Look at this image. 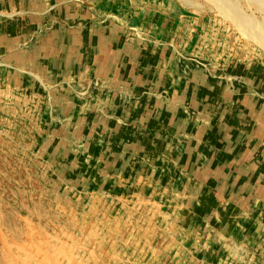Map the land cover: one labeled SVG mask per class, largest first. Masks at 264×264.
Instances as JSON below:
<instances>
[{
  "label": "rangeland",
  "instance_id": "rangeland-1",
  "mask_svg": "<svg viewBox=\"0 0 264 264\" xmlns=\"http://www.w3.org/2000/svg\"><path fill=\"white\" fill-rule=\"evenodd\" d=\"M30 1L0 264H264V0Z\"/></svg>",
  "mask_w": 264,
  "mask_h": 264
},
{
  "label": "crops",
  "instance_id": "crops-1",
  "mask_svg": "<svg viewBox=\"0 0 264 264\" xmlns=\"http://www.w3.org/2000/svg\"><path fill=\"white\" fill-rule=\"evenodd\" d=\"M33 1L34 0H31L30 2L33 3ZM13 3L29 5V0H0V70L5 74V76H3V81L15 85L22 84L23 82L19 80L20 76L17 77L13 70L18 67L26 70L28 67L27 61L24 58L23 60L17 61L12 54L14 50L13 46H15L16 43V37L19 35L17 25L20 19L19 17H13L15 16V13L11 10V4ZM23 18H25L24 20H28L29 16ZM20 20L23 21V19Z\"/></svg>",
  "mask_w": 264,
  "mask_h": 264
},
{
  "label": "bare ground",
  "instance_id": "bare-ground-1",
  "mask_svg": "<svg viewBox=\"0 0 264 264\" xmlns=\"http://www.w3.org/2000/svg\"><path fill=\"white\" fill-rule=\"evenodd\" d=\"M211 1V0H210ZM224 2V1H223ZM214 3V2H213ZM212 3V4H213ZM214 6V5H213ZM254 20V19H253ZM46 242V241H45ZM26 250V249H25ZM21 251H23V250H21ZM54 251V250H53ZM26 252V251H25ZM6 253V252H5ZM7 254V253H6ZM11 255V254H10ZM16 256V255H15ZM26 257V256H25ZM4 258V257H3ZM49 258V257H48ZM11 259V258H10ZM24 259V258H23ZM27 259V258H26ZM17 260V259H16ZM22 261H24V260H22ZM19 263V262H18ZM45 263V262H44Z\"/></svg>",
  "mask_w": 264,
  "mask_h": 264
}]
</instances>
